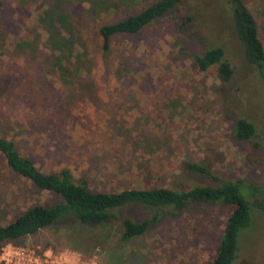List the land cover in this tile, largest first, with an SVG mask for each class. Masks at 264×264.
<instances>
[{
	"label": "rangeland",
	"instance_id": "374dc122",
	"mask_svg": "<svg viewBox=\"0 0 264 264\" xmlns=\"http://www.w3.org/2000/svg\"><path fill=\"white\" fill-rule=\"evenodd\" d=\"M153 1L0 0V136L39 171L66 168L91 191L214 184L186 164L264 189V102L222 0H182L140 32L114 36L106 52L99 50V26ZM242 1L264 48V0ZM188 16L193 20L178 29ZM49 29L72 45L51 50ZM210 46L223 48L234 71L227 85L217 80L215 66L202 72L193 63V55ZM238 118L254 126L253 139L235 140ZM55 201L13 173L0 155V226L35 204ZM231 209L189 206L125 243L118 242L115 221L78 229L80 235L44 228L10 244L86 251L83 240L107 237L112 247L117 242L123 264H207ZM252 215L232 264H264V209ZM97 251L99 264L111 260Z\"/></svg>",
	"mask_w": 264,
	"mask_h": 264
},
{
	"label": "trees",
	"instance_id": "16d2710c",
	"mask_svg": "<svg viewBox=\"0 0 264 264\" xmlns=\"http://www.w3.org/2000/svg\"><path fill=\"white\" fill-rule=\"evenodd\" d=\"M181 2L182 0H154L136 14L99 26L96 31L99 50L106 52L111 38L140 32L154 21L166 16ZM222 2L228 8L234 36L254 77L261 101L264 102V48L258 38L255 19L242 0H222ZM192 20L193 17L188 16L178 29ZM63 39L57 31L50 32L49 29L47 42L51 50L62 52L68 49L71 42ZM192 60L202 72L215 66L216 78L221 85L229 84L234 76L232 67L224 59L221 46L207 47L204 51L193 55ZM57 64L58 71H62L59 60ZM233 136L237 141L253 139L255 128L247 120L238 118L235 121ZM0 155L13 173L29 181L36 189L54 195L56 199L49 204H35L13 222L1 225L0 246L4 243H14L44 228H64L77 233L78 229L103 228L115 221L120 224L118 242L125 243L130 239L141 237L165 214H173L193 205H228L232 209L223 222L213 259L207 264H232L237 252L239 233L250 228L254 211L264 209L263 187L260 190L255 184L242 179L233 181L218 179L204 167L195 164H186V167L192 172L209 177L214 181L213 185L195 186L180 191L159 187L100 192L89 190L83 180L75 181L66 168L56 173L39 171L30 159L20 156L15 151L12 141L1 136ZM128 211L131 212L130 215ZM121 212L123 215L119 217ZM93 240H83L87 245L86 251L66 249L77 252L85 259L94 257L95 250H98L97 253L107 252L111 260L102 262L103 264H112V260L117 264H123L120 260V255L123 256L122 251H118V247L116 249L117 242L114 248L112 240L107 237H102L98 243Z\"/></svg>",
	"mask_w": 264,
	"mask_h": 264
},
{
	"label": "built area",
	"instance_id": "2783aa9c",
	"mask_svg": "<svg viewBox=\"0 0 264 264\" xmlns=\"http://www.w3.org/2000/svg\"><path fill=\"white\" fill-rule=\"evenodd\" d=\"M0 264H99L95 257L82 258L77 252H60L39 247L4 244L0 248Z\"/></svg>",
	"mask_w": 264,
	"mask_h": 264
}]
</instances>
